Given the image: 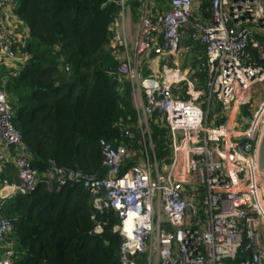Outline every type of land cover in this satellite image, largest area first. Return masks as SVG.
<instances>
[{
    "label": "built area",
    "instance_id": "built-area-1",
    "mask_svg": "<svg viewBox=\"0 0 264 264\" xmlns=\"http://www.w3.org/2000/svg\"><path fill=\"white\" fill-rule=\"evenodd\" d=\"M16 1L0 0V62L13 68L19 61L20 70L28 30L22 23L25 30L15 31ZM137 1L129 41L130 0L116 1L120 9L109 26L108 47L118 60L109 73L130 85L136 120L124 125L125 140H99L103 177L51 160L43 172L33 168L0 87V264L16 257L13 225L1 206L40 183L81 185L97 209L115 212L120 264H137L146 252L147 264H264V189L256 161L264 97H252L264 82V0H168L164 9L156 0ZM202 3L209 4V18ZM183 34L204 50L202 81L179 62L192 48H182ZM245 105L250 121L235 123ZM152 120L167 129L162 159L154 153ZM135 156L136 163L123 169Z\"/></svg>",
    "mask_w": 264,
    "mask_h": 264
},
{
    "label": "trees",
    "instance_id": "trees-1",
    "mask_svg": "<svg viewBox=\"0 0 264 264\" xmlns=\"http://www.w3.org/2000/svg\"><path fill=\"white\" fill-rule=\"evenodd\" d=\"M116 1L18 0L16 17L28 30L21 50L27 60L17 73L0 79V87L31 166L39 172L51 160L58 167L103 177L99 140H125L124 125L136 120L130 85L109 73L118 64L108 47L109 26L120 9ZM156 3L164 9L168 0ZM130 5L135 16L138 1L130 0ZM200 6L209 18V4ZM184 38L185 45H192L185 63L194 69L192 77L202 81L204 50L187 34ZM149 130L156 158L166 157L167 129L152 120ZM136 159L128 158L123 169ZM1 213L13 225V264H120L117 215L110 208L97 209L81 185L40 183L6 200Z\"/></svg>",
    "mask_w": 264,
    "mask_h": 264
},
{
    "label": "rangeland",
    "instance_id": "rangeland-1",
    "mask_svg": "<svg viewBox=\"0 0 264 264\" xmlns=\"http://www.w3.org/2000/svg\"><path fill=\"white\" fill-rule=\"evenodd\" d=\"M16 2H15V7H17V5H18V0ZM135 23H136V17L134 19V24ZM124 38H126L125 35H124ZM251 53H252V55H254L253 51ZM14 64H15V62H14ZM186 64L189 65L188 63H186ZM182 65L184 66L185 64L182 63ZM17 66H18V64H17ZM18 71H19L18 68H15V69L8 68L7 64L5 62H0V79L8 78L9 75H11L13 73H17ZM254 89L256 90V92H253V94H252L253 99L255 97H256V101L263 99V97H264V82L257 84L254 87ZM251 113H252V111L250 110V107L248 105L241 106V108L239 110V114L235 118V123H240V122H243L244 120L249 122L251 119ZM147 257H148V252L140 253L137 256V264H147Z\"/></svg>",
    "mask_w": 264,
    "mask_h": 264
},
{
    "label": "crops",
    "instance_id": "crops-1",
    "mask_svg": "<svg viewBox=\"0 0 264 264\" xmlns=\"http://www.w3.org/2000/svg\"><path fill=\"white\" fill-rule=\"evenodd\" d=\"M17 3V2H16ZM13 21H14V27H15V31L17 32V30L18 29H20V33H22L23 32V30H25V27L22 25V23L20 22V21H18V18L15 16V13H13ZM134 19H135V16H133V19H132V21H131V23H130V25L128 26V28L124 31V35L126 36V38L128 39V41L131 39V34H132V32L134 31ZM20 27V28H19ZM20 33H18V34H20ZM17 34V35H18ZM186 34H183V38H182V42H181V46H182V48L185 46V44H184V42H185V38H184V36H185ZM186 55H187V53L185 54V53H182L181 54V57H180V59H179V62L181 63L182 61L185 63V60H186ZM187 61H191V57H188L187 56ZM182 62V63H183ZM20 62L19 61H16V63H15V66H17V64H18V66H20V64H19ZM15 66L13 67V68H15ZM9 169H12L13 170V168L12 167H8V169L6 170V173L8 172V170ZM11 178H12V180L13 179H15V172H14V170L12 171V174H11Z\"/></svg>",
    "mask_w": 264,
    "mask_h": 264
},
{
    "label": "water",
    "instance_id": "water-1",
    "mask_svg": "<svg viewBox=\"0 0 264 264\" xmlns=\"http://www.w3.org/2000/svg\"><path fill=\"white\" fill-rule=\"evenodd\" d=\"M257 174L264 189V126L256 145Z\"/></svg>",
    "mask_w": 264,
    "mask_h": 264
}]
</instances>
